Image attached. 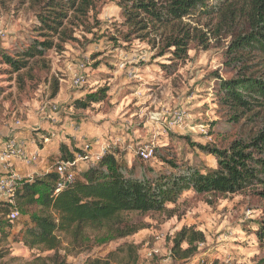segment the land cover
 Segmentation results:
<instances>
[{
	"label": "rangeland",
	"instance_id": "rangeland-1",
	"mask_svg": "<svg viewBox=\"0 0 264 264\" xmlns=\"http://www.w3.org/2000/svg\"><path fill=\"white\" fill-rule=\"evenodd\" d=\"M38 1L0 0V147L8 140L21 139L28 149L39 151L38 163L30 168L43 160L54 166L60 162L63 143L90 153L98 137L100 143L110 145V151H117L127 167L138 171L143 164L156 173L170 172L159 158L143 162L135 155L137 147L153 142L177 165L203 173L216 168L215 159L195 145L223 149L241 134L242 128L228 122L216 98L218 78L232 77L224 66L229 39L209 40L207 49L194 42L188 59L174 65L169 55L157 58V50L146 43L123 42L119 0H96L95 12L89 14L92 30L74 28L77 42L66 43L62 52L52 50L42 59L29 60L24 69L14 72L4 64L3 56L18 55L35 37ZM81 64L82 72L78 70ZM73 74L83 78L78 88L73 85ZM55 83L58 94L52 98ZM103 88L107 89L103 103L87 110L73 108L75 101ZM182 108L188 116L185 125L168 129L173 113ZM12 166L23 180L29 175L18 161ZM263 205L246 194L207 200L188 192L177 204L167 205L172 217L125 215L126 221L143 229L124 239L97 245V234L88 231L87 242L79 247L59 234V253L66 264L104 260L111 254L115 256L110 263L118 264L127 258V252L118 249L133 245L137 247L135 264H264V244L254 236ZM0 218L7 221L4 215ZM25 219L21 216L0 237V264H50L52 252L31 251L20 243ZM183 227L201 232L205 242L192 257L178 259L171 253L172 239Z\"/></svg>",
	"mask_w": 264,
	"mask_h": 264
},
{
	"label": "trees",
	"instance_id": "trees-1",
	"mask_svg": "<svg viewBox=\"0 0 264 264\" xmlns=\"http://www.w3.org/2000/svg\"><path fill=\"white\" fill-rule=\"evenodd\" d=\"M96 6V0H39L35 37L18 55H4V64L19 72L29 60L42 59L52 50L62 52L66 43L77 42L74 28L92 30L89 14L95 12ZM117 7L124 29L120 33L123 42L136 39L146 43L151 50H157V58L169 55L174 65L188 59L194 42L207 49L209 40L229 39L224 66L232 77L218 78L216 98L228 122L242 128L241 134L223 149L195 145L216 161V168L204 173L192 166L177 165L156 147L152 159L159 158L170 172L156 173L143 164L137 171L120 162L117 151L109 150L94 164L76 168L73 182L57 194L58 176L53 171L22 180L13 204L0 202V214L7 217L16 210L19 218H26L20 243L31 251L52 252L50 264H66L59 253V234L70 237L79 247L87 242L88 231L97 234V245L124 239L143 229L126 221L125 215L164 213L172 217L173 210L167 205L177 204L184 193L192 192L207 200L246 194L264 204V0H119ZM106 92L103 88L90 93L75 101L73 108L87 110L101 104ZM57 94L55 83L52 98ZM77 154L84 155L64 143L59 147L60 162L73 161ZM260 209L262 217L254 236L261 245L264 205ZM6 220L0 218V237L15 222ZM204 242L201 232L183 227L172 239V256L192 257ZM182 244L187 248L182 249ZM123 251L127 258L118 264H135L137 247L124 245L118 249ZM113 256L85 264H111Z\"/></svg>",
	"mask_w": 264,
	"mask_h": 264
},
{
	"label": "built area",
	"instance_id": "built-area-1",
	"mask_svg": "<svg viewBox=\"0 0 264 264\" xmlns=\"http://www.w3.org/2000/svg\"><path fill=\"white\" fill-rule=\"evenodd\" d=\"M85 69L84 64L78 66V70L82 72ZM73 85L78 88L83 83V78L80 75L73 74ZM188 116L185 110H176L170 121L168 122V129H174L185 125ZM27 143L23 140H8L0 147V202L13 204V197L15 190L19 183L23 180L18 174L13 171L12 163L18 161L25 168H30L39 161V151L36 148H27ZM93 152L87 153L83 151L84 155L77 154L73 161L57 162L52 171L58 176L56 183L55 194L62 191L74 180V170L80 165L82 168L88 165L94 164L103 155L108 153L110 145L106 143H100L98 139H95L93 143ZM156 146L152 143L139 146L135 150V155L142 161H151L154 155V149ZM89 148L86 147V150ZM32 176L28 175L26 179L31 180ZM8 220L13 223L19 218V213L16 210H12L8 216Z\"/></svg>",
	"mask_w": 264,
	"mask_h": 264
},
{
	"label": "crops",
	"instance_id": "crops-1",
	"mask_svg": "<svg viewBox=\"0 0 264 264\" xmlns=\"http://www.w3.org/2000/svg\"><path fill=\"white\" fill-rule=\"evenodd\" d=\"M96 139H99V138L97 137ZM43 161H44V163H40L38 166H34L32 168H27L29 170L28 174L33 177L34 175H42V174L48 173L49 169H52L53 164L45 163V160H43ZM45 165L48 167H46Z\"/></svg>",
	"mask_w": 264,
	"mask_h": 264
}]
</instances>
